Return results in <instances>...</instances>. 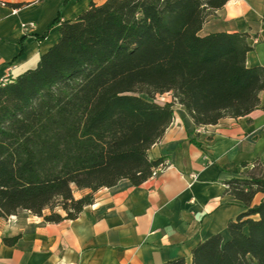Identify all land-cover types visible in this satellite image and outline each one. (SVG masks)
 Listing matches in <instances>:
<instances>
[{"label":"trees","instance_id":"trees-1","mask_svg":"<svg viewBox=\"0 0 264 264\" xmlns=\"http://www.w3.org/2000/svg\"><path fill=\"white\" fill-rule=\"evenodd\" d=\"M227 1L104 0L54 20L58 38L37 64L0 80V217L74 219L98 189L141 184L162 162L148 150L175 103L195 126L258 108L264 66H246L247 34H198ZM164 93L171 99L158 101ZM244 166L225 181L244 207L225 233L199 241L189 263L162 264H264V155Z\"/></svg>","mask_w":264,"mask_h":264},{"label":"crops","instance_id":"crops-1","mask_svg":"<svg viewBox=\"0 0 264 264\" xmlns=\"http://www.w3.org/2000/svg\"><path fill=\"white\" fill-rule=\"evenodd\" d=\"M103 1L0 0V80L37 64L58 38L54 20L74 19ZM263 12L264 0H228L198 34L246 33V66H264ZM148 155L167 165L137 186L121 179L98 189L74 219L44 222L27 210L0 217V264H162L180 256L189 263L199 241L225 233L244 209L225 193V181L264 155V88L258 108L216 124L195 126L175 103L170 125ZM15 235L13 245L3 242Z\"/></svg>","mask_w":264,"mask_h":264},{"label":"built area","instance_id":"built-area-1","mask_svg":"<svg viewBox=\"0 0 264 264\" xmlns=\"http://www.w3.org/2000/svg\"><path fill=\"white\" fill-rule=\"evenodd\" d=\"M33 23H28V26H32ZM167 165V161H162L158 166L154 167L152 170V175H155L160 169L164 168Z\"/></svg>","mask_w":264,"mask_h":264},{"label":"rangeland","instance_id":"rangeland-1","mask_svg":"<svg viewBox=\"0 0 264 264\" xmlns=\"http://www.w3.org/2000/svg\"><path fill=\"white\" fill-rule=\"evenodd\" d=\"M169 96H170L169 93H164V94H162V95H157V96H156V99H157L158 101H162V100H165V99H169ZM170 99H171V98H170Z\"/></svg>","mask_w":264,"mask_h":264}]
</instances>
